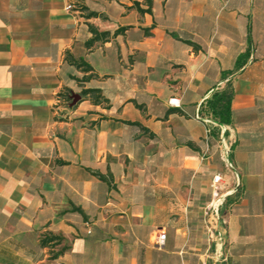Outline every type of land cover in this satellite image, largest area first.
Wrapping results in <instances>:
<instances>
[{
  "label": "crops",
  "instance_id": "crops-1",
  "mask_svg": "<svg viewBox=\"0 0 264 264\" xmlns=\"http://www.w3.org/2000/svg\"><path fill=\"white\" fill-rule=\"evenodd\" d=\"M136 1L0 0V264H264V0Z\"/></svg>",
  "mask_w": 264,
  "mask_h": 264
},
{
  "label": "trees",
  "instance_id": "trees-1",
  "mask_svg": "<svg viewBox=\"0 0 264 264\" xmlns=\"http://www.w3.org/2000/svg\"><path fill=\"white\" fill-rule=\"evenodd\" d=\"M146 1H147L146 8H143L140 5V2L138 1H136L134 5L135 7L138 8V10L141 13H146V12L152 13V0H146ZM97 15L98 13L93 11L88 14V17H93ZM91 29L93 32V37H91L86 42V46L88 48H92L96 43L105 41L106 39L110 37L109 31H99L94 26H92ZM125 29L126 28L123 27V30ZM188 42L192 45H196V43L193 42L192 40H188ZM250 58L251 56H239L236 61V70L237 71L241 70L248 63ZM77 65L79 67H82L84 71L86 72H90L93 70L92 66L86 61H82L81 63H78ZM76 93L80 94L81 98L78 99L74 103ZM87 95H91L95 103H101L105 101V98H103L101 89L99 88H88V89L82 90L81 92H70L68 95H66L67 97L66 100L71 107H74L82 99V97H85ZM233 95H234L233 84L231 80H228L222 89H217L216 91L213 92V94L209 98H207L205 106H204V110L206 114L214 118L217 121L228 124L231 120V115H232ZM60 239H62L61 236H46L42 239V243L46 245L47 242L49 241L60 240Z\"/></svg>",
  "mask_w": 264,
  "mask_h": 264
},
{
  "label": "built area",
  "instance_id": "built-area-1",
  "mask_svg": "<svg viewBox=\"0 0 264 264\" xmlns=\"http://www.w3.org/2000/svg\"><path fill=\"white\" fill-rule=\"evenodd\" d=\"M70 7V6H69ZM168 103L171 106H175V107H180L181 106V101L179 97H172L168 100ZM229 153V151H227V154ZM229 166L233 167V164L231 161H229ZM222 176L220 173L216 174L213 177V183H214V199L211 201L210 205L207 207L206 210V215L209 217V219L211 220L209 227L210 230H212L213 232L216 231V229L219 227L220 223L222 222V224L226 223L225 219L222 217L221 214V204L224 202V200L234 194L236 192V190L234 191H229L227 193H221L220 192V187H221V183H222ZM214 237V236H213ZM166 239V233L164 232H160L158 233L157 236V243L159 245H163Z\"/></svg>",
  "mask_w": 264,
  "mask_h": 264
},
{
  "label": "rangeland",
  "instance_id": "rangeland-1",
  "mask_svg": "<svg viewBox=\"0 0 264 264\" xmlns=\"http://www.w3.org/2000/svg\"><path fill=\"white\" fill-rule=\"evenodd\" d=\"M260 59L261 56H252L249 64L246 66L247 70H249L247 73L249 75V80H252L256 84H264V63Z\"/></svg>",
  "mask_w": 264,
  "mask_h": 264
},
{
  "label": "water",
  "instance_id": "water-1",
  "mask_svg": "<svg viewBox=\"0 0 264 264\" xmlns=\"http://www.w3.org/2000/svg\"><path fill=\"white\" fill-rule=\"evenodd\" d=\"M80 98H81L80 94L76 93V94H75L74 103H75L78 99H80Z\"/></svg>",
  "mask_w": 264,
  "mask_h": 264
}]
</instances>
